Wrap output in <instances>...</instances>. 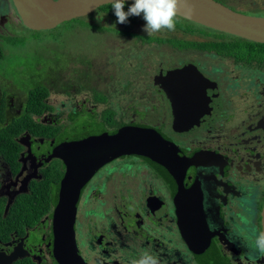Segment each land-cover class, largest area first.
Wrapping results in <instances>:
<instances>
[{
  "label": "flooded vegetation",
  "instance_id": "obj_1",
  "mask_svg": "<svg viewBox=\"0 0 264 264\" xmlns=\"http://www.w3.org/2000/svg\"><path fill=\"white\" fill-rule=\"evenodd\" d=\"M217 1L245 14H249L250 10H264V7L244 10L234 4H228L229 0ZM131 3L125 2L124 11H127ZM99 9L100 7L77 19H80L79 22L89 23L98 17L96 13ZM94 14L95 17L92 18ZM112 16L104 17L102 22L104 29L113 32V35L125 32L123 36L126 40L130 37H140V44L148 48L151 44L157 48L172 45L180 51L187 50L188 47L193 50L195 56L184 60L181 58L180 62L172 67L158 63L153 69L151 83L149 80L143 83L145 76H142L143 81H139L140 76L133 79V88L137 89L141 96L145 95L153 101L156 100L155 97L159 99L152 104L150 110L136 111L132 106L128 108L131 111L128 115L122 113L119 106L120 110L117 113L105 93L109 91L107 86L109 79L106 82L104 76H100L105 81L100 86L101 98L93 101L90 106L84 100L80 104L79 100L75 105L70 104L63 110H58L55 103L49 101L48 93L44 101L49 108L40 115L30 116L35 124L33 131L26 129L15 137V145L11 147V154L14 148L12 154L14 159H11V164L0 159V203L3 204L0 220H7L8 210L12 204L20 197H27L28 193L32 197L39 194L48 205L33 224L29 226V222L22 223L20 225L24 227L23 230L14 229L7 238H0V256L5 253L9 255L12 249L16 248V253L18 251L22 256H18L19 258L13 260L11 264L19 259H28L30 264H58L52 254V215L58 201L60 181L66 169L63 160L65 150L72 142L91 135L102 132L112 134L122 126H138L153 128L182 152L181 159L178 156L172 158L181 175L182 198L199 202L207 225L212 231L209 243L204 248L192 242L189 245L181 235L177 227L174 201L178 185L173 175L146 156L125 154L98 168L80 189L76 217L79 209L81 212L75 237L76 242L77 236L80 237L81 245L78 249L86 263L91 264L84 252L99 254L102 263L98 264H138L146 256L154 259L156 264H264V251L259 246V256L252 258L248 255L244 245L248 237L236 232L237 222L234 221V217L246 220L251 233L245 235L252 238V235L256 236L257 231L259 240L262 235L261 213L264 207V58L261 57L263 51L259 50V47L250 48L245 44L246 54L239 57L234 51V45L221 40L231 38L233 35L221 32L223 33L221 39H216L205 34L209 32L206 29H203V32L192 33L201 36L200 40H194L192 43L176 41L177 37L170 41L168 36L163 37L162 42L155 41L159 36L156 33L152 36L140 35L121 28H113L111 23L116 16ZM140 18L142 17L129 16L127 23L134 24L135 19L145 23ZM10 19L22 23L11 0H0V33ZM102 29L103 26L99 27L98 31ZM175 30L182 33L180 28ZM164 31L170 34V31ZM210 37L216 40L214 42L220 43L209 45L211 48H203L208 45L202 42ZM148 38L152 39L146 40ZM203 38L206 39L202 40ZM139 63V70L145 73V64L141 61ZM136 64V60L129 61L127 69L129 73L134 74L138 70L135 68ZM74 80L69 77L70 84ZM78 80L86 81V78L79 77ZM0 81L9 82L1 76ZM174 82H178V86L181 87L180 101L176 104L182 114L176 127L182 129L181 131L174 130L175 118L168 97L176 91H173ZM1 84L3 88H0V108L3 107L6 119L10 120L25 112L29 91L13 84L9 87H5L3 82ZM88 86L86 81V87L89 93H92ZM127 86L128 84L125 85ZM122 87L124 85L115 88L114 91L117 89L119 93ZM86 91L76 93L67 90L65 94L69 98H76L79 93ZM97 106H102L100 111H97ZM59 107H63L62 104ZM54 110L57 111L53 114ZM61 114L64 115L62 118ZM104 115L108 116L107 121ZM162 120L168 123L167 131L162 129L163 126L160 124ZM41 126L43 134H39ZM192 134L197 135L187 138V135ZM179 136L186 138L175 139ZM10 155H7L8 158ZM116 162L119 164L116 165ZM141 171L145 175L144 182L133 181L144 188L139 189L141 186L138 185L134 191L131 185L129 189V182L124 177L133 178V173L140 175ZM47 179H49L47 185L38 184ZM236 186L241 188V192L235 196L231 189ZM41 187L45 189L43 195L39 192ZM85 190L84 197L89 195L93 200L98 199L97 211L87 209L85 206L83 213L80 203ZM123 190L132 200L129 205L121 204V201L118 203L115 199L117 194L121 200ZM227 191L230 193L227 194ZM249 205L253 212L251 221L247 220L250 217ZM20 210L17 217L30 214L36 218L33 207L21 206ZM243 210L248 212L247 216ZM97 215L105 218V221L93 223L96 225L93 228L87 225L85 230V221L95 220ZM11 216L17 218L16 215ZM80 221L83 232L79 228ZM96 232H99V235L93 236ZM20 248L27 250L28 254L23 255L24 251L19 250Z\"/></svg>",
  "mask_w": 264,
  "mask_h": 264
},
{
  "label": "rangeland",
  "instance_id": "obj_2",
  "mask_svg": "<svg viewBox=\"0 0 264 264\" xmlns=\"http://www.w3.org/2000/svg\"><path fill=\"white\" fill-rule=\"evenodd\" d=\"M228 4H234L238 8L245 10L264 7V0H229ZM248 12L249 14H262L264 16V10H250ZM113 13V9L108 5L107 8L99 10V12L96 13L98 17L89 23H85L82 20V22H79L80 19H74L63 22L50 30H31L22 25V23L20 24L17 20L10 19L11 21L5 24L2 33H0V52L3 54V57L0 58V76L10 83L0 81V88H3L1 82L5 84V87H9L13 84L26 91L34 89L35 87L43 88L46 86L50 96L49 101L55 103L58 110H63L70 104L75 105V102L77 101L78 103L79 100L80 104L82 103V100L86 101V103H89L88 106H90L93 101L100 100L101 97H99V92L100 86L102 85L101 83H105V81L107 82L109 79L107 82L109 91H105V93L112 101L111 105L113 110L119 113L118 110L120 109L118 108L120 106L122 113L128 115L131 113L128 108L132 106H134V110L136 111L150 110L152 104L159 99L155 97L156 100L153 101V99H148L145 95L141 96V93L133 88V79L140 76L139 81H143L144 78L142 76H145L146 78L143 83L147 80L151 83L154 74L153 69L157 67L158 63L172 67L177 65L181 58L184 60L187 57L190 58L195 55H193V50L188 47L186 48L187 50L180 51L172 45H163L157 48L154 44H151L150 48H148L145 45L140 44V37H130L126 40L125 36H123L125 35V32L120 33L122 36L113 35V32L104 29L105 27L102 22L104 17H110ZM93 17H95V14L92 18ZM140 19L143 20V18ZM135 22L138 24H120L116 22L115 18V20H112L111 25L116 29L121 28L140 35L147 34V32L144 31L145 23H140L142 21L138 19H135ZM101 26H103V29L98 31V28ZM178 26L180 25H177L176 28H178ZM65 28L68 30H65ZM109 30H112V28H109ZM153 34L149 36H152ZM156 34L159 36L155 41L161 42L164 40L163 37L166 38V36L169 37L170 41H173V38L175 37L189 40L201 39L200 34L180 33L177 30L170 31V34L165 33V31L162 30ZM149 39L152 38L146 40ZM204 39L206 38H203L202 40ZM242 52L246 54V50H242ZM143 58H146L147 60H142ZM150 58L152 60H150ZM130 60H136L137 62L135 68L138 70H136L134 74L129 73L127 70L129 68L128 63ZM140 61L142 64H145V73L139 70ZM100 76H104L105 81L100 78ZM69 77L75 79L71 84L69 83ZM79 77L86 78L89 85L88 88L90 87L89 90L92 93H89L86 87V81L78 80ZM112 77L114 78L113 80L111 79ZM126 84H128L127 87H125ZM122 85H124V87L121 88L119 93L117 89L114 91L115 88H120ZM67 90L76 93L84 90L87 91L79 93L76 98H69V96L65 94ZM91 94L93 98L91 97ZM117 101L119 102V105ZM61 104L63 107L60 108L59 106ZM81 107L83 108V106ZM101 107L102 106H97V111H100ZM56 111L57 110H54L52 113L54 114ZM141 115L142 114H140V116ZM63 116L64 115L61 114L60 118ZM160 124L163 126L162 129L167 131V121L162 120ZM195 135L197 134L187 135V138H192ZM177 138L182 140V138L186 137H175V139ZM13 153L14 148L12 154ZM12 154L8 159V164H11ZM4 161L7 160L4 159ZM125 162L129 161L125 160ZM117 164L119 163L116 162V165ZM104 169H106V167ZM136 172L133 173V178L129 176L124 177L129 182L128 188L130 189L132 185L134 191L137 189L138 185L141 186L139 189L144 188V186L139 183L137 185L133 180H142L143 182L145 180L143 179L145 177L143 171H141L142 173L140 175H137ZM48 182L49 179L40 181L38 184L44 186L47 185ZM145 186L147 185L145 184ZM86 190L84 191L80 203L83 213L85 211V206L87 209H94L97 211L99 207L98 199L93 200L89 195L88 197H84ZM231 191H234L236 196L241 192V188L236 186L235 188H232ZM229 193L230 191H227V194ZM29 198L36 199L37 197H29V195L25 198L20 197L18 203H26ZM115 199L118 200V203L121 201V204L129 205V203L132 202L131 198L128 197L125 192L122 194L121 200L117 194ZM39 201L44 202L41 198ZM31 204L34 205V202H31ZM34 206H41V204L36 203ZM125 210L126 209H123V211ZM249 211L250 217L247 220L251 221L253 219V212L250 205ZM80 212L79 209L75 222V231L79 221ZM243 213L245 216L248 215V212L245 210H243ZM87 217L90 216L87 215ZM37 219L38 218L35 217L32 218L30 214H23L18 217V219L13 218L11 214H9L7 220H4L3 222L0 221V236L2 238H7L12 230H23V226L18 227L20 224H27V222L33 224ZM235 220L237 222L236 232L244 237H248L244 242L245 248L248 250V255L252 258H254V256H259L260 251L257 244V231L256 236L252 235V238H250L245 235L246 233H251L250 226L246 223V220L234 217V221ZM98 221H105V218H100V215H97V217L95 216V220L90 219L89 222L85 221V230L87 229V225H90L92 228L96 227L93 223H97ZM79 228L80 231L83 232L81 221L79 222ZM97 235H99V232H96L93 236ZM77 242L79 247L81 241L78 236ZM84 255L91 264L102 263V258L99 254L84 252Z\"/></svg>",
  "mask_w": 264,
  "mask_h": 264
},
{
  "label": "water",
  "instance_id": "obj_3",
  "mask_svg": "<svg viewBox=\"0 0 264 264\" xmlns=\"http://www.w3.org/2000/svg\"><path fill=\"white\" fill-rule=\"evenodd\" d=\"M22 24L31 30H50L59 24L90 14L106 0H11ZM133 2V0H125ZM177 16L201 26L254 42L264 43V17L234 10L217 0H178ZM174 93L169 94L174 130L182 114L176 104L180 101L178 82ZM81 149H78L80 148ZM125 154L148 157L165 167L177 180L176 202L177 227L187 243L204 248L212 231L197 201L182 198L181 175L172 162L174 156L182 158V152L171 141L164 139L153 128L122 126L115 133L102 132L80 141L72 142L63 154L65 172L60 181L58 201L52 215V254L58 264H87L76 242L74 223L76 203L81 187L105 163ZM197 202V203H195ZM264 234V207L261 213ZM22 241V240H21ZM14 250V251H13ZM23 250L25 254L28 251ZM17 254V255H16ZM22 256L16 248L0 256V264H11Z\"/></svg>",
  "mask_w": 264,
  "mask_h": 264
},
{
  "label": "trees",
  "instance_id": "obj_4",
  "mask_svg": "<svg viewBox=\"0 0 264 264\" xmlns=\"http://www.w3.org/2000/svg\"><path fill=\"white\" fill-rule=\"evenodd\" d=\"M108 5L107 4L103 5L102 7H100L99 10L107 8ZM113 15H114V13H113ZM137 17H142V15L137 16ZM175 21H176V26L180 25V26H178V28H180V30H182L183 33H185V32H191V33L196 32V33H198V32H203V29H206V30H209V32L205 33V34L212 35L216 39H221V37L223 36V33H221V32H217V31L205 28L199 24L193 23L189 20L180 18L178 16L175 17ZM181 40H182V43L194 42V40H186V39L176 38V41H181ZM221 40L227 41V43L234 45V51L237 53V55L239 57H242L245 55L242 52V50H245L247 48L245 46V44H246V45L250 46V48H252V47L258 48L259 47V50L263 51V52H261V54H262L261 57L264 58V44L253 43V42H250V41H247L244 39H240V38H236L233 36H231V38H225V39H221ZM214 41H216V40L213 39L212 37H210L205 42H202V43H207V45H208V46H203V48L204 47L211 48L209 45L220 43V42H214ZM251 50L248 49V51H251ZM2 52H3V50H2ZM2 57H3V54L1 53L0 58H2ZM47 95H48V91H47V88L45 86L43 88L42 87H35L34 89H30L28 96H27V102H26L27 105H26L25 112L18 115V116L12 117L10 120L6 119V114H5L3 107L0 108V159L4 158L8 161L9 158L7 155L11 154V147H12V145H15V142H16L15 137L19 136L26 129L33 131L35 124L33 123V120L30 116L32 114L40 115L43 113L44 110H47L49 108L47 106L46 101H44L46 99ZM107 117H108L107 115L104 117V119L106 121H107ZM37 130H39L38 127H37ZM39 134H43V127L42 126L40 127ZM11 159H14V158H11ZM39 192L41 193V195H43L45 192V189L43 187H41ZM28 195H29V197H32L30 193H28ZM39 200H40L39 194H37L36 199H30L29 198L28 202H26V203H20L19 204L18 200H17L15 203L12 204V206L8 210V214L16 215V217H17V215H19V213H20L21 206L32 207L36 203H39V204H41V206H34L33 207V211L36 215V218H39L40 215L45 211V209H46L45 206L48 205L47 203L41 202ZM31 202H34V205H32ZM0 204H1L0 205V217H1V212L3 211V204L2 203H0ZM4 220L5 219H1L0 221L3 222ZM30 225L31 224H29V226ZM18 227H22V225H19ZM0 238H2V237L0 236ZM13 264H30V262L28 259H19L18 261H16Z\"/></svg>",
  "mask_w": 264,
  "mask_h": 264
},
{
  "label": "clouds",
  "instance_id": "obj_5",
  "mask_svg": "<svg viewBox=\"0 0 264 264\" xmlns=\"http://www.w3.org/2000/svg\"><path fill=\"white\" fill-rule=\"evenodd\" d=\"M106 3L113 9L117 23L124 24L129 16L142 15L145 21L144 31L148 35L162 30L175 31L178 0H133L127 11H124L125 0H106ZM257 244L264 251V234ZM138 264H156V261L146 256Z\"/></svg>",
  "mask_w": 264,
  "mask_h": 264
}]
</instances>
